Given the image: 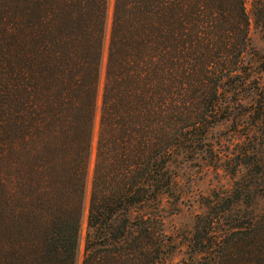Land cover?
Masks as SVG:
<instances>
[{
    "label": "trees",
    "instance_id": "1",
    "mask_svg": "<svg viewBox=\"0 0 264 264\" xmlns=\"http://www.w3.org/2000/svg\"><path fill=\"white\" fill-rule=\"evenodd\" d=\"M248 1L0 0V264H78L84 228L81 264H264ZM202 163L232 184L202 197L174 263L167 217Z\"/></svg>",
    "mask_w": 264,
    "mask_h": 264
},
{
    "label": "rangeland",
    "instance_id": "2",
    "mask_svg": "<svg viewBox=\"0 0 264 264\" xmlns=\"http://www.w3.org/2000/svg\"><path fill=\"white\" fill-rule=\"evenodd\" d=\"M258 2L259 0H249L247 2V9L251 18L250 41L254 50L264 57V24H262L258 8H256ZM111 11L112 4L110 6V13ZM213 139L214 142L216 140L220 142L218 149L222 155H225L227 154L225 152L227 147H230L228 153L232 149H237L236 145L240 141V136L237 134L233 135L229 124L226 123L215 129ZM200 165V167L196 165V167L185 169L183 179L180 181L183 194L178 203V211L173 212L167 217V230L178 243V250L173 257L174 263L188 258L186 255V239L191 236L197 214L204 211V206L201 203L202 197L207 196L214 188H228L232 184V178L221 168H206V163ZM84 237L85 228L83 229L79 246L78 264H81L83 256Z\"/></svg>",
    "mask_w": 264,
    "mask_h": 264
}]
</instances>
